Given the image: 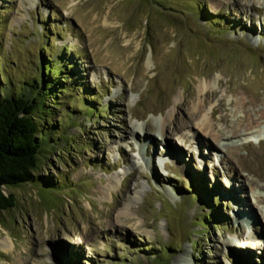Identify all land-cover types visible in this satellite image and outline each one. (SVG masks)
Returning a JSON list of instances; mask_svg holds the SVG:
<instances>
[{"label": "rangeland", "instance_id": "1", "mask_svg": "<svg viewBox=\"0 0 264 264\" xmlns=\"http://www.w3.org/2000/svg\"><path fill=\"white\" fill-rule=\"evenodd\" d=\"M40 77L66 138L4 191L0 264H264V0H0V96Z\"/></svg>", "mask_w": 264, "mask_h": 264}, {"label": "trees", "instance_id": "2", "mask_svg": "<svg viewBox=\"0 0 264 264\" xmlns=\"http://www.w3.org/2000/svg\"><path fill=\"white\" fill-rule=\"evenodd\" d=\"M44 65L41 70L42 77L60 78V85H64L65 91L69 86L66 82L67 78H61V67L53 66L51 63ZM42 77H40L41 81H37L34 85L24 83V88L17 93H7L3 88L0 96V212L9 210L15 205L14 196L4 193L8 188L37 183L43 187L53 188L50 180L43 181V178L36 176L40 168V154L46 150L44 146L48 139H52L55 141L54 144H57L59 138L66 137L59 136L52 127L48 126V123H45L44 118L52 114L45 110L44 102L48 98L54 100L57 94L53 91L56 86L47 82V79L42 80ZM6 84L10 85V82L5 78L4 85ZM93 103L94 101L90 106H82V115H88L85 117L88 120L95 112L96 116H102L101 114L106 112L105 107L98 110ZM78 128L83 130L80 123Z\"/></svg>", "mask_w": 264, "mask_h": 264}, {"label": "bare ground", "instance_id": "3", "mask_svg": "<svg viewBox=\"0 0 264 264\" xmlns=\"http://www.w3.org/2000/svg\"><path fill=\"white\" fill-rule=\"evenodd\" d=\"M245 102L246 101H243L242 103H240V104H238V105H240L241 106V104L242 105H245ZM199 108L198 109H196V113L197 112H199ZM209 117H210V119H211V117H212V114H211V112L209 113ZM225 120L226 119H222V121L223 122H225ZM252 121V120H251ZM250 121V122H251ZM249 122V123H250ZM253 122V121H252ZM164 123V122H163ZM206 123H210V122H206ZM204 121L201 123L202 125H199L198 126V129H201V127H203V128H205L207 125H205L206 124ZM253 123H256L255 121L253 122ZM252 123V124H253ZM262 123H264V122H262ZM258 127V129H259V131L260 132H262V131H264V124H260V126L258 125L257 126ZM164 129V124H163V126H162V130ZM235 132H233L232 134H234ZM144 136V135H143ZM144 137H146V136H144ZM161 137H163L164 138V131L163 132H161ZM218 137V136H217ZM232 137H234V136H232ZM195 139L196 140H198L196 137H195ZM227 140V137H226V135H220L219 137H218V140ZM205 148H204V151L206 150V155L208 154V152L210 151H213V150H211L209 147H208V145H207V142L205 141ZM197 146V145H196ZM201 151H202V149H201ZM199 153H200V151H199ZM113 189V188H112ZM232 190V189H231ZM231 192V191H230ZM237 193V192H236ZM227 197H230V199H231V195H230V193L227 195ZM256 198H260V197H256ZM235 201V200H234ZM241 211H243V212H249V210L248 209H242ZM240 217V216H239ZM241 217H243V219H247L248 221H253L252 219H253V217H251L250 218V216L248 217L247 216V214L245 215H243V216H241ZM4 233H5V236H3V237H0V250L3 252V253H5V254H9V253H11L12 251H14V249H15V246H14V243H13V240H11V238L6 234V232L4 231Z\"/></svg>", "mask_w": 264, "mask_h": 264}]
</instances>
